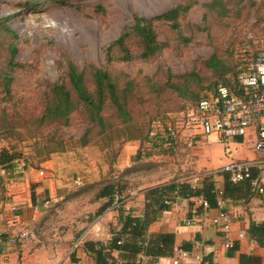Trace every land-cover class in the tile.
Wrapping results in <instances>:
<instances>
[{
	"label": "rangeland",
	"instance_id": "374dc122",
	"mask_svg": "<svg viewBox=\"0 0 264 264\" xmlns=\"http://www.w3.org/2000/svg\"><path fill=\"white\" fill-rule=\"evenodd\" d=\"M177 7L184 8L177 19L152 21L162 45L157 53L147 59L138 57V40L130 37L126 46L134 58L117 60L120 51L113 47L112 60L108 59V46L131 28L134 15L153 18ZM261 48L264 0H0V118L5 116L14 124L13 130H0V147L15 146L19 167L23 163L39 168L46 160L56 159V154L69 153V159L78 157L82 165H86L82 158L89 157L93 165L87 166L97 174L76 185L75 177L66 172L61 191L59 187L54 190L43 214L32 224H11L9 232L29 228L32 249L63 246L68 255L69 244L88 227L92 216L100 214L103 204L95 193L103 181L113 177L117 154L127 137L136 134L134 127H144L145 138L151 125L159 122L164 127L170 115L194 106L198 99L192 93L201 98L212 93L218 83L227 82L238 91L239 75L249 71ZM12 50L16 66L10 60ZM69 63L85 71L90 89L88 65L110 74L132 116L130 126L106 110L107 125L99 131L80 106L69 115L68 125L37 123L51 87L56 83L70 86L66 76ZM7 81L9 91L4 90ZM167 81L186 84V96L171 89ZM86 130L90 133L82 145L80 137ZM145 152L148 154L136 157L125 170L124 187L186 182L202 172H194L190 164L183 166L193 160L189 149L178 147L169 160L163 157L165 151ZM152 154L157 158H151ZM47 170L54 172L51 165ZM118 196L111 204L124 202V197ZM4 199L0 185V234L7 228L1 206Z\"/></svg>",
	"mask_w": 264,
	"mask_h": 264
},
{
	"label": "crops",
	"instance_id": "0c3cea01",
	"mask_svg": "<svg viewBox=\"0 0 264 264\" xmlns=\"http://www.w3.org/2000/svg\"><path fill=\"white\" fill-rule=\"evenodd\" d=\"M256 138L254 128H249L244 136H236L229 141L219 140L215 136H197L193 148H186L183 140H181L168 152L169 154L163 157L166 160L171 159L178 147L184 150L189 149L194 154L193 160L186 161L187 163L185 162L183 166L190 164L194 172L216 170L231 160H249L255 165L252 168L253 176L262 177L264 175V155L254 148ZM144 142L145 140L142 142L139 139H131L122 145L113 165L115 168L112 173L113 177L120 175L122 179L127 176L125 170L130 167L138 155L143 154ZM54 157L56 159L46 160L44 165L40 166L47 170L51 165L54 172L51 173L47 170L50 176L35 182L28 183L26 173L22 172L23 169L18 164H14L12 169L22 180L25 190L19 195L18 202L20 204L13 212L9 211L10 205L5 202V199L2 200L1 206L5 210L3 214L6 216L5 224H3L4 226L7 224V228L2 231L3 233L7 235L10 233L9 226L11 224L17 227L19 224H32L34 220L43 214L47 207L34 205L31 201L32 197L39 195L42 199L49 200L54 190L59 187L58 192L61 191L60 186L65 182V174L70 173L73 177L84 175L88 179L91 175L92 177L97 175L95 171L92 172L89 169V166L82 165L78 157V160L75 158L74 161L71 158L69 159L68 157H71L69 153L56 154ZM65 158L68 159L64 161ZM151 158H157V156L153 154ZM89 170L91 171L89 172ZM225 177V174L218 173L208 180L212 181L217 188L223 189L227 179ZM189 181V179L186 180V183ZM177 182L179 181H175V183ZM202 183L203 181L199 185L201 186ZM154 184L156 183L132 188L123 186L122 196L124 202L118 207H113V204H111L97 217L92 216L93 220L89 222L88 227H85L80 236L78 235L69 244L68 250L71 247L70 255H67L63 246L56 248V250L43 247L32 249L30 241L20 248L2 243L3 252L0 254V264H72L71 255L75 256L77 261L82 264H94L92 257L85 249L84 242L93 240L105 244L109 243L115 230L121 227L119 209L122 208L125 212L141 216L145 209V190ZM234 185L235 187L230 189L228 194H224L225 208L233 215L230 235L234 242L232 248L227 249L224 247V237L220 227L213 225L211 222V218L218 214L216 207L205 208L202 205L203 199L199 196L189 198L177 196L173 198V204L168 209L158 211L155 221L148 228V233H174L175 249L173 255L154 257L140 253L136 256L137 263L173 264L172 259L178 254L179 250H182V245H188L190 248L186 251L192 253V255H201L202 260L198 262L191 258L189 261L181 260L178 264H264V232L261 233L260 241H258L250 231L253 224L264 228V193H258L252 189L247 180ZM174 191H177L176 187L169 190L167 195H172ZM100 199V205L108 200L107 198ZM193 210H196L200 215L202 214L201 220L195 224L187 225L186 220L190 219ZM239 233H244V237L239 238ZM77 239H79L78 245L73 247ZM113 255L119 259L120 252L114 250Z\"/></svg>",
	"mask_w": 264,
	"mask_h": 264
},
{
	"label": "trees",
	"instance_id": "16d2710c",
	"mask_svg": "<svg viewBox=\"0 0 264 264\" xmlns=\"http://www.w3.org/2000/svg\"><path fill=\"white\" fill-rule=\"evenodd\" d=\"M182 10H184V8L177 7L153 18L134 15V24L131 28H128L127 31L123 32L108 46V59L112 60L110 51L113 47H117L120 51V55L117 57V60L126 61L134 58V55L126 46L127 39L130 37H135L138 40L140 47L138 57L143 59L151 57L162 47L156 39V33L152 27V21L175 20L177 19L179 12ZM14 55L15 50H12L10 60L12 64L16 66V64L13 63ZM87 68L90 73L91 84L93 86L92 89L87 86L84 74L85 71H80L73 63L68 64L66 76L70 86L56 83L51 87L47 104L44 107L41 116L36 119L40 126L44 123H60L68 125L69 115L78 106L82 108L88 122L98 128L99 131H103L106 128L107 123L104 115V111L106 110L113 112L114 116L121 119L122 123L130 126V123H132V116L126 107V101L123 98V93L119 92L116 82L112 79L110 74L102 68L93 65H88ZM227 84L228 83L226 82L225 85L228 86ZM3 85L4 90L9 91V81L5 82ZM167 85H169V87L175 90L179 95L186 96L185 89L188 88L186 84L180 85L178 83L167 81ZM235 92L240 94L241 89L239 88V90ZM192 96H195V99H200L195 93H192ZM3 115L5 114L3 113ZM13 128V122L6 119L5 116L0 118V130L10 131L13 130ZM134 131L136 134L129 135L127 140L139 139L143 142L146 138H143V135L145 134L144 127L135 126ZM89 133L90 131L86 130L80 137L82 145L86 144ZM137 157H139V155ZM18 158L19 151L15 149V146L9 145L0 147V166L12 169ZM225 178L227 179L223 192L224 194H228V191L233 189L235 187L234 184L236 183L229 181L227 175ZM0 185H3L1 176ZM199 186L193 188L188 182H174L147 188L144 193L145 209L141 216L125 212L121 208L119 209V222L121 223V227L120 229L115 230L109 243L105 244L101 241L93 240H87L84 242L85 249L92 257L94 264H138L136 256L140 253L154 257L173 255L175 249L174 233H148L149 225L155 221L159 210L169 208V206L164 204L163 200L167 195V192L174 187L177 188L178 196L180 197L189 198L192 196H199L207 202L208 207H215L216 186L213 182L205 179L202 185L200 187ZM122 192L123 185L121 184L120 175L116 178L109 177L108 180L103 181L97 189L95 197L97 199L106 197L108 200L98 209V213L103 212L105 208L111 205L115 196L118 194L122 195ZM250 231L253 237L260 241V235L264 232V228L253 224ZM7 238L8 236L6 233L0 234V254L3 252L2 243H6ZM189 248L190 247L188 245H182L181 247L182 250H189ZM114 250L120 252L119 259L113 255ZM71 261H77L76 257L71 255Z\"/></svg>",
	"mask_w": 264,
	"mask_h": 264
},
{
	"label": "built area",
	"instance_id": "2783aa9c",
	"mask_svg": "<svg viewBox=\"0 0 264 264\" xmlns=\"http://www.w3.org/2000/svg\"><path fill=\"white\" fill-rule=\"evenodd\" d=\"M241 93L231 90L228 86L218 83L212 93L201 97L194 106L182 110L179 113L170 115L164 127L157 122L151 125L146 139L143 154H148L147 150H161L163 153L172 150L177 143L183 140L186 148H193L196 144L197 136H215L219 140L229 141L236 136H244L249 128H254L257 138L254 148L264 155V48L259 49L254 55L249 71L243 72L238 77ZM153 156V154H152ZM159 156H162L161 152ZM86 165H93L89 157H83ZM255 165L249 160H231L216 170H206L194 175L188 183L196 188L205 179H211L218 173L227 175L229 181L239 183L247 180L252 189L258 193H264V175L256 177L252 174ZM22 172L26 173L28 183L42 180L49 177L46 168L28 167L21 163ZM0 176L3 180L5 191V202L10 205L9 211L13 212L20 204L18 197L24 192L22 180L13 169L0 166ZM117 177V176H115ZM84 175H77L73 183L81 185ZM216 208L218 214L211 218L213 225L220 227L224 237V247L230 249L234 242L230 238L233 215L225 208V195L222 188H215ZM178 196V191L165 196L163 202L167 206L173 204V198ZM119 196L116 195L115 199ZM36 206L48 207L49 200L42 199L39 195H34L31 199ZM122 204L118 201L113 207ZM202 205L208 208L207 202L202 200ZM202 215V214H201ZM201 215L196 210L192 211L190 219L186 220L187 225L195 224L201 220ZM33 236L31 229L23 227L16 228L13 233L8 234L6 243L15 247H22ZM238 237H244V233H239ZM79 239L74 242L73 247L78 245ZM201 261L199 254L184 250H179L172 259L173 264H178L181 260L190 259ZM72 264H82L75 261Z\"/></svg>",
	"mask_w": 264,
	"mask_h": 264
}]
</instances>
